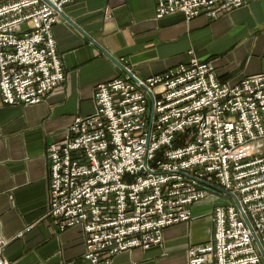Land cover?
I'll list each match as a JSON object with an SVG mask.
<instances>
[{"label":"built area","instance_id":"obj_1","mask_svg":"<svg viewBox=\"0 0 264 264\" xmlns=\"http://www.w3.org/2000/svg\"><path fill=\"white\" fill-rule=\"evenodd\" d=\"M76 1L0 0L3 106L38 105L62 87L52 27ZM153 3L156 20L181 13L189 22L216 20L244 0ZM119 63L123 76L94 87V112L47 145L43 219L57 232L79 228L83 260L111 264L161 246L163 231L189 223L192 207L218 188L236 202L213 209L212 237L187 249L186 264H264V72L231 85L211 61L192 57L140 80L127 60ZM7 243L0 235V264H10Z\"/></svg>","mask_w":264,"mask_h":264},{"label":"crops","instance_id":"obj_2","mask_svg":"<svg viewBox=\"0 0 264 264\" xmlns=\"http://www.w3.org/2000/svg\"><path fill=\"white\" fill-rule=\"evenodd\" d=\"M61 14L52 36L65 73L62 87L34 106L0 100V235L10 264H90L82 258L79 228L57 232L43 219L46 148L63 139L74 118L94 112V87L123 76L121 58L140 80L192 57L211 61L218 80L231 85L264 72V0H244L216 20L189 22L181 13L156 20L153 0H78ZM215 194L192 207L189 223L165 229L161 246L123 252L111 264H186L187 249L212 237L213 209L229 203L228 195Z\"/></svg>","mask_w":264,"mask_h":264},{"label":"water","instance_id":"obj_3","mask_svg":"<svg viewBox=\"0 0 264 264\" xmlns=\"http://www.w3.org/2000/svg\"><path fill=\"white\" fill-rule=\"evenodd\" d=\"M61 15H62V14H61ZM121 69H122V71H124L123 68H121ZM130 77L133 79V76L130 75ZM213 189L216 190V191L222 192V193H224L225 195L230 196V197L233 199V201L236 202V199H235L233 196H231L229 193H227V192H225V191H223V190H221V189H218V188H213ZM258 247H259V249H261L259 245H258Z\"/></svg>","mask_w":264,"mask_h":264},{"label":"rangeland","instance_id":"obj_4","mask_svg":"<svg viewBox=\"0 0 264 264\" xmlns=\"http://www.w3.org/2000/svg\"><path fill=\"white\" fill-rule=\"evenodd\" d=\"M122 59H124V58H122ZM228 201H231L232 202V204H234V201L233 200H231V199H228ZM209 241V240H208Z\"/></svg>","mask_w":264,"mask_h":264}]
</instances>
